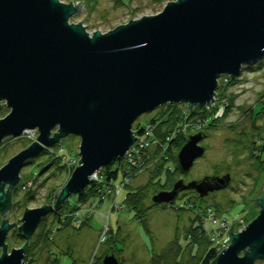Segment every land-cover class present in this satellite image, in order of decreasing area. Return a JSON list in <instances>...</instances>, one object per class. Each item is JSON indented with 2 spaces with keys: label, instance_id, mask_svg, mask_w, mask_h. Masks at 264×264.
<instances>
[{
  "label": "water",
  "instance_id": "1",
  "mask_svg": "<svg viewBox=\"0 0 264 264\" xmlns=\"http://www.w3.org/2000/svg\"><path fill=\"white\" fill-rule=\"evenodd\" d=\"M82 4L0 0V109L3 101L10 109L0 117V144L37 131L0 167V264H23L42 218L95 183L96 171L116 157L123 161L137 138V117L167 103H186L188 110L206 106L219 77L234 79L241 66L264 57V0H171L158 13L92 33L84 19L69 23ZM70 134L80 137L76 166L54 203L25 208L17 226L25 242L9 253L7 234L15 224L7 213L26 160ZM204 137L203 130L187 135L177 154L183 172L204 155ZM230 180V174L179 178L151 197L155 204H172L182 190L204 197ZM253 200L258 214L238 231L233 220L228 246L210 264L264 260V191ZM113 250L102 264L123 263Z\"/></svg>",
  "mask_w": 264,
  "mask_h": 264
},
{
  "label": "rangeland",
  "instance_id": "2",
  "mask_svg": "<svg viewBox=\"0 0 264 264\" xmlns=\"http://www.w3.org/2000/svg\"><path fill=\"white\" fill-rule=\"evenodd\" d=\"M61 1L68 3L70 0ZM71 1H82L83 4L80 11L70 17L69 23H78V21L84 19L81 22L84 25L88 24L86 26L87 30L92 33L91 31L97 29L106 32L131 19L158 13L171 0ZM241 67V73L236 77L237 79L234 78L236 80L232 83L228 84V75L219 77L222 80L219 79L215 99L206 106H203L209 111V116H197L190 121V126L187 130H183L184 127L178 129L179 126L174 128L175 132L176 130H182L183 134L187 131L194 133L200 130L207 133L206 139L202 142V144L207 146L204 155L195 161L193 167L188 172H178L176 180L179 178H183L186 181L200 180L205 176L214 174L232 175L229 186L202 197L204 206L219 204L220 209L215 210L212 206L206 212H203V214H196L192 210L179 208L183 204L182 198L184 197H191V199L197 200L195 199L196 193H192L194 191L191 189L183 191L181 195L175 198L172 204L158 203L157 205H153L155 203L152 201L151 195V199L146 201V205L151 206L147 214L141 215L140 218L137 217V210L129 208L126 205V196L129 191L137 190L140 188L139 186L148 183L150 169H152L153 165L150 161H147L145 165H148V168L146 167L145 170L143 166L137 168L139 162L136 159L135 164L132 163V166L136 170H143L138 172L135 177L131 176V178H128V180H131L130 186L122 188L118 195L116 193L112 194L109 191H102L101 194L94 193L87 203L79 207L81 209L77 210V213H72L67 209L62 214L63 217H76L77 214L84 211L83 215H80L86 217L88 223L81 228L69 226L55 233V244L51 246V251L55 256L60 258V264H88L97 247V257L107 248L104 240H110V237L115 239L117 248L115 254L124 259L122 264H149L153 253L160 254L172 240L178 239L184 245L186 229L192 226L194 223L192 219L195 216L199 217L198 222L204 226L205 236H208L211 241H216L213 238L215 237L216 239L218 235H221L219 232V224L221 222L227 224L226 220H229L230 226L233 220L238 222L246 218L251 219L258 214L259 206L254 203L253 197L256 195L257 197L261 196L264 191V162H260V159H264H262L261 155L259 157L260 149L251 152L245 148L248 145L245 139L248 137L253 141L258 135L264 138V132L259 134L260 129L254 127L263 126L262 124L264 123V107L261 112L258 111L261 104H264V57L250 64H244ZM224 76L227 77L223 78ZM178 104L179 106H185L184 103ZM160 107L137 117L133 128L138 124L144 127L151 125V132L156 133V129L154 128L156 127L155 123L148 120L159 114ZM214 109H216L215 112ZM9 110V107L3 101L0 117L8 114ZM194 124L195 128L198 129L200 124V129L194 131L195 128H191V125ZM174 131L173 139L177 135ZM23 136V138L15 137L11 140L6 137L2 140L3 142L0 144V167L10 157L18 153L19 150H22L35 140L37 131L32 130L31 133H25ZM79 144L80 137L70 134L61 138L52 146L51 153L42 152L40 156L36 155L26 160L32 163L23 166L21 176L24 179L33 173L37 174L36 178H34L33 174V176L27 179L34 181L31 187L34 196L32 198L26 197L25 189H21L13 198V206L7 214L9 221L14 222L16 229L26 207L33 208L45 204V199L50 191L54 188L58 190L68 179L67 170H56L58 169V164H64L63 159H58L57 163L50 164L51 166L46 171H43L46 166L44 164L38 165L39 162L43 160L48 161L47 159L52 162V158H54L53 151L62 155L64 159L77 158L78 160ZM260 145L258 143L255 147L259 148ZM153 148L152 146L149 150L153 151ZM130 166L131 164L127 165L126 163L123 171L127 167L130 168ZM123 171L120 170L117 178L111 181L113 186L121 185ZM77 195L74 194L70 198L71 201H75ZM23 197L28 199L25 200ZM115 202L120 208L117 209L116 207L112 210L111 208ZM52 212L47 214L49 226L54 217ZM0 218L2 219L1 214ZM142 219L148 220L150 232L144 228L141 222ZM234 225L237 226L236 224ZM14 227H12L10 232L15 229ZM238 227L241 228L240 225ZM211 232L215 234H211ZM104 234L105 237L101 240ZM13 238V244L8 243L9 253L13 247H18L22 243V240L16 235ZM225 246L224 244L221 245L219 250L222 251ZM184 256V260L190 259L188 252ZM94 260H96V255ZM32 264H44V262L43 260H38V262L34 261ZM255 264H264V261L258 260Z\"/></svg>",
  "mask_w": 264,
  "mask_h": 264
},
{
  "label": "trees",
  "instance_id": "3",
  "mask_svg": "<svg viewBox=\"0 0 264 264\" xmlns=\"http://www.w3.org/2000/svg\"><path fill=\"white\" fill-rule=\"evenodd\" d=\"M225 77L227 76H224L223 78ZM236 79L229 78L228 84L230 82L232 83ZM215 111L216 109H214V112ZM197 116H202V117L209 116V111H207L206 108L202 106H198V107L195 106L192 110H188L186 104L185 106H179V104L167 103L166 105H163L160 107L159 114L156 117L152 118L151 120H148V121L155 123L154 125L156 127L154 128L156 129L155 130L156 133L154 134H156V136L158 137L159 142L154 147L153 152L152 150H150L148 152L149 154L146 153L144 155V158L147 159L145 161L146 162L150 161L153 165L152 169H150V175H149L150 177H149L148 183H146L143 186H139L140 188H138L137 190L129 191V193H127V196H126V205L129 206V208H133L137 210V214H136L137 217L140 218L141 215L147 214L151 206L146 205V201L148 199H151L150 197L151 195H153L154 193L160 190H163V189L167 190L171 188L173 186L172 185L173 182L177 178L178 172L185 173L180 169L178 165L177 154L180 148L182 147V145L184 144L183 142H185L187 134L189 135L190 132L187 131L186 132L187 134L186 133L183 134L182 130L181 131L176 130L175 132L174 128L175 127L177 128V126L184 124V123H190V121L196 118ZM262 125L263 126H254L256 129H260L259 134L264 132V123ZM141 128H142L141 124H138L136 125L134 130H136L137 132H140ZM173 131L177 133V135L172 140V142L169 143L168 149L162 154L163 149L161 148L163 147L164 143H166V137L170 134V132H173ZM23 137L24 136L19 137V138H23ZM8 138L10 140L12 139V137L11 138L8 137ZM247 138L248 137H246L245 140L247 141L248 145L245 148L249 149V151L251 152H255L256 149H259L255 147V145L256 144L258 145L259 143V141H254L256 138H254L253 141ZM160 151H161V154L159 155ZM44 153L49 154L51 152L50 150H46L44 151ZM52 153L54 154V158H52V162L49 159H47L48 161L43 160L39 162L38 165L44 164L46 166L45 170L43 171H46L51 166L50 164L57 163L59 161L58 159H61V160L63 159L62 155H59L55 151H53ZM40 155L41 153H39L37 156H40ZM56 155L58 156L56 157ZM77 157H78V154H77ZM76 161H77V158H76ZM260 162L263 163L264 160L260 159ZM29 163H32V162L26 161L25 165ZM125 164L126 162L124 159L123 161H120L116 157V159H114L113 161L105 165L100 170L101 175L104 177L105 183H108L111 185V181L117 178L119 171L124 170ZM66 167L67 166L65 163L58 164V169L56 170H62V169L67 170L68 178H69L75 165L70 168L67 167L69 169H67ZM33 174H31V176H33ZM36 175L37 174H34V178H36ZM31 176L25 177L24 179L21 176V181L13 192V198L18 194V192L21 191V189H23V186H25V184L28 181L27 179L30 178ZM32 182L34 183L33 180ZM130 184H131V181L126 186H130ZM32 186L33 185H31L30 187L24 188L26 192L25 194L26 197L32 198L34 196V192L33 190H31ZM61 188H59L58 190L57 188L52 189L50 193L48 194L47 198L45 199L46 200L45 202L47 203L55 202L56 197ZM101 189H102V184L97 183V182L92 183L77 195L75 201L74 200L71 201V199L66 200L62 208H60L59 210H54L52 212L54 217L51 221L50 226L48 225V222H47L48 215L42 218L41 222H39L38 227L36 228L34 233H32L33 235L31 237L30 245L27 250V254L25 255L23 264H32L34 261L38 262V260H43L44 264H60L61 262L60 258L55 256V254L51 251L52 250L51 246L55 244V238H54L55 233L69 226L81 228L86 223H88L87 222L88 219L84 216L79 215L78 217V215H76V217L75 216H66V217L64 216L63 217L62 214L65 211H67V209H69L68 211H71L72 213H75V212L77 213L78 212L77 210L81 209L79 208L80 206L78 204L82 206L84 205V203H87L89 199L94 195V193L101 194L102 193ZM54 191H58V192H54ZM110 193L113 194L112 191H110ZM26 197H23V198L27 200L28 198ZM182 199H183L182 200L183 204L179 208H182L185 210L187 209L192 210L196 214L197 212L203 214V212H206V210L212 206L215 210L220 209L219 204L218 205L208 204L204 206L203 205L204 202H202V197H200L198 194L195 197V199L197 200L191 199V197H184ZM153 205H157V204H153ZM111 209L113 210L115 208H113L112 206ZM198 218H199L198 216H195L192 219V221H194L192 226L186 229V235L184 236L186 238L184 239L185 241L183 242L184 245H182V243L179 242L178 239L172 240L160 254L153 253V255L150 258L149 264H210L220 252V250L218 249L219 244L218 242L211 241L208 238V236H205L206 233L204 232L205 231L204 226L202 225V223L198 222ZM78 219H81L80 223H76ZM252 219L253 217L251 219L246 218L245 219L246 223H248ZM141 222L144 228L148 232H150L148 220L142 219ZM7 235H8L7 240H6L7 243L10 242L11 244H13L12 241L14 240L13 238L14 235H16L22 240V243L19 244L18 247L24 244L25 242L24 238L18 234V231L16 228L13 231H11L10 234H7ZM104 243H106L107 248L103 250L100 256L97 257V254H96L95 264H102L101 261L110 246L114 247L113 251L116 253L115 250L117 248L115 245V239L113 237H110V240L109 239L104 240ZM187 252L190 255V259L184 260L185 259L184 255Z\"/></svg>",
  "mask_w": 264,
  "mask_h": 264
},
{
  "label": "built area",
  "instance_id": "4",
  "mask_svg": "<svg viewBox=\"0 0 264 264\" xmlns=\"http://www.w3.org/2000/svg\"><path fill=\"white\" fill-rule=\"evenodd\" d=\"M199 123V122H198ZM190 126L189 123H184V124H181L179 125V129L183 128V130H187L188 127ZM151 125L149 126H142L140 132H137L136 130V135H137V138L135 140V142L130 146V148L127 150V153L125 154L124 156V160L125 162L127 163V165L131 164L130 168H125V171H124V178L123 180L121 181V185L117 186H113L112 183L111 185L108 184V183H105L104 181V177L101 175L100 173V170L96 171L94 174L91 175V178H97V180H95L97 183H100L102 184V189H101V192L102 191H112L113 193H116V195H118V193L121 191L122 188H124L127 184L130 183L131 180H128V178H131V176H134L136 175L138 172H141L143 169L145 170V168L147 167L148 168V165H145V159L144 158V155L147 153L149 154L148 152L150 151L149 149H151V147H155L159 140H158V137L156 136V134H154L153 132H151L150 130ZM191 128H195V124L194 125H191ZM199 129H200V124H199ZM198 128H195L194 130H199ZM32 129L29 130L27 133H31ZM34 131V130H33ZM173 140V132L171 134H169L167 137H166V143H164L163 147L161 149L162 150V154L168 149L169 147V143H171ZM154 149V148H153ZM153 152V151H152ZM161 154V151L159 153V155ZM58 155H56L57 157ZM136 159L138 160L139 162V165L137 166V168L143 166V169H139V170H136V168L134 166H132V163L135 164L136 162ZM141 159H142V162H141ZM64 163L66 164L67 167H73L77 161L76 159H64ZM95 182V183H96ZM32 180H28L27 183L25 184V186H23V189L26 188V187H30L32 185ZM79 206H81L80 204H78ZM119 209L120 206L117 205V203L115 202L113 204V208H116ZM199 213V212H197ZM201 214V213H200ZM81 222V219H78L77 223H80ZM226 223L225 224L224 222H221L219 225H220V233L221 235H218L215 239V237L213 238L214 240L216 241H213V242H218V246L220 247L221 245H228L230 240H229V237H228V227H229V220L227 221L226 220ZM237 226H241V228L239 229H242L243 226H245V220H241V221H236L235 220V223ZM215 234L214 232H211V234ZM214 236V235H213ZM105 237V234L103 235L102 239ZM100 240V241H101ZM218 247V249H219ZM95 255H96V252H94L90 262L88 264H95Z\"/></svg>",
  "mask_w": 264,
  "mask_h": 264
},
{
  "label": "flooded vegetation",
  "instance_id": "5",
  "mask_svg": "<svg viewBox=\"0 0 264 264\" xmlns=\"http://www.w3.org/2000/svg\"><path fill=\"white\" fill-rule=\"evenodd\" d=\"M264 107V104H261V107L260 108H258V111L259 112H261ZM195 133V132H194ZM206 137H207V133H205V138L202 140V141H200V144H202V142L206 139ZM254 141H259V144H261L260 146H259V149L261 150V152H260V154H259V157H260V155H261V157H262V159H264V138L263 137H261V136H257L256 137V139L254 140ZM202 145H204L205 147H206V150H207V146L205 145V144H202ZM222 175H224V174H221V175H216V174H214V175H212V176H222ZM185 180V179H184ZM231 180H232V175H231ZM231 180H230V182H231ZM185 182H189V181H186L185 180ZM230 182H229V184L227 185V186H229L230 185ZM226 186V187H227ZM173 187V186H172ZM172 187L171 188H169V189H172ZM225 187V188H226ZM169 189H167V190H169ZM224 189V188H223ZM191 190V189H190ZM194 192H192V193H196V196H197V192L194 190V189H192ZM221 190V189H220ZM185 192V191H187V190H182V191H180L179 193H178V195L177 196H179V195H181V193L182 192ZM218 191V190H217ZM213 192H215V191H213ZM213 192H209V194L210 193H213ZM263 193V192H262ZM259 260H261V259H259ZM257 262H258V260H256ZM261 261H264V260H261ZM255 264V263H254Z\"/></svg>",
  "mask_w": 264,
  "mask_h": 264
},
{
  "label": "crops",
  "instance_id": "6",
  "mask_svg": "<svg viewBox=\"0 0 264 264\" xmlns=\"http://www.w3.org/2000/svg\"><path fill=\"white\" fill-rule=\"evenodd\" d=\"M83 213H84V211H82L81 213H79V214H77V215H78V216H79L80 214H82V215H83ZM91 216H92V215H91ZM91 216H90V217H91ZM83 218H84V217H83Z\"/></svg>",
  "mask_w": 264,
  "mask_h": 264
},
{
  "label": "bare ground",
  "instance_id": "7",
  "mask_svg": "<svg viewBox=\"0 0 264 264\" xmlns=\"http://www.w3.org/2000/svg\"><path fill=\"white\" fill-rule=\"evenodd\" d=\"M184 104H186V103H184ZM186 106H187V104H186ZM188 108V107H187ZM27 133V132H26Z\"/></svg>",
  "mask_w": 264,
  "mask_h": 264
}]
</instances>
